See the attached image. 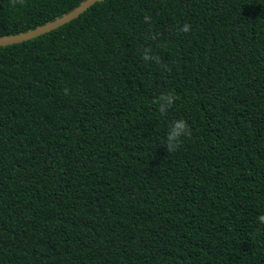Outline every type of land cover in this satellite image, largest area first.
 Here are the masks:
<instances>
[{
	"label": "trees",
	"instance_id": "1",
	"mask_svg": "<svg viewBox=\"0 0 264 264\" xmlns=\"http://www.w3.org/2000/svg\"><path fill=\"white\" fill-rule=\"evenodd\" d=\"M81 1L0 0V36ZM261 216L264 0H99L0 46V264H264Z\"/></svg>",
	"mask_w": 264,
	"mask_h": 264
},
{
	"label": "water",
	"instance_id": "2",
	"mask_svg": "<svg viewBox=\"0 0 264 264\" xmlns=\"http://www.w3.org/2000/svg\"><path fill=\"white\" fill-rule=\"evenodd\" d=\"M97 1L99 0H82L79 5L75 6L68 12L63 13L62 15L57 16L52 20H48L43 24L37 25L34 28H29L27 30H23L11 35L0 36V46L16 44V42H20L38 36L42 33L57 28L63 25L64 23L70 21L71 19L79 16L82 12H84L87 8H89L92 4Z\"/></svg>",
	"mask_w": 264,
	"mask_h": 264
},
{
	"label": "clouds",
	"instance_id": "3",
	"mask_svg": "<svg viewBox=\"0 0 264 264\" xmlns=\"http://www.w3.org/2000/svg\"><path fill=\"white\" fill-rule=\"evenodd\" d=\"M24 0H11V3L13 6H15L17 3L23 4ZM191 30V26L189 24H184L181 26L180 31L181 32H189ZM151 57L147 54L143 57L145 60H149ZM67 94V92H66ZM162 100H165L166 104H161L160 111L161 113H164L167 109V107L171 106V104L174 102L172 96H163L161 97ZM190 129L187 125V122L183 119L175 121L172 125L168 135H167V144L166 148L168 152H173L177 148L181 146V137L185 135H190ZM260 221L264 223V216L259 217Z\"/></svg>",
	"mask_w": 264,
	"mask_h": 264
}]
</instances>
